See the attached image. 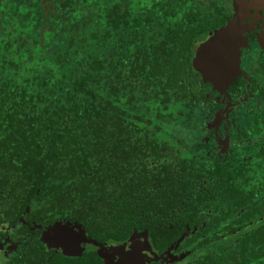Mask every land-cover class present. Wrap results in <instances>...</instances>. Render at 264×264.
Segmentation results:
<instances>
[{
	"label": "trees",
	"instance_id": "obj_1",
	"mask_svg": "<svg viewBox=\"0 0 264 264\" xmlns=\"http://www.w3.org/2000/svg\"><path fill=\"white\" fill-rule=\"evenodd\" d=\"M187 4L0 0V156L10 175L39 179L41 197L59 209L68 205L63 197L94 196L86 192L98 182L111 198L84 203L94 216L105 210L108 228L187 222L196 172L183 167L195 164L194 154L148 175L137 164L158 151L154 117L194 103L190 58L217 23ZM124 165L139 173L117 187L103 183V169L121 175Z\"/></svg>",
	"mask_w": 264,
	"mask_h": 264
},
{
	"label": "flooded vegetation",
	"instance_id": "obj_2",
	"mask_svg": "<svg viewBox=\"0 0 264 264\" xmlns=\"http://www.w3.org/2000/svg\"><path fill=\"white\" fill-rule=\"evenodd\" d=\"M185 1L195 11L210 12L217 23L195 42L190 58L194 103L154 117L160 128L158 151H147L142 167L137 164L148 175L145 169L170 167L194 154L195 164L183 167L196 172L189 186L195 197H185L195 202L184 215L187 222L163 218L152 220L151 229L108 228L105 210L94 216L84 203L101 201L99 193L111 198L98 182L86 192L94 196L63 197L68 205L59 209L41 197L39 179L11 176L9 159L0 156V264H264V0H242L238 74L220 87L204 81L192 60L198 46L234 16V0ZM183 129L193 132L194 140H182ZM123 167L129 171L116 168L121 175L101 168L103 183L108 178L117 187L139 173L135 166ZM27 188L30 193L35 188L28 205ZM56 224H72L83 234L80 243L61 247L51 241L47 233Z\"/></svg>",
	"mask_w": 264,
	"mask_h": 264
},
{
	"label": "water",
	"instance_id": "obj_3",
	"mask_svg": "<svg viewBox=\"0 0 264 264\" xmlns=\"http://www.w3.org/2000/svg\"><path fill=\"white\" fill-rule=\"evenodd\" d=\"M233 6L234 16L225 27L213 31L209 38L198 46L192 60L193 68L202 75V79L213 83L216 87L227 85L233 81L239 70L237 55L239 34L237 32V24L241 19L242 11H245V6L242 4V0H234ZM204 45H209L215 54V58L204 71H201L203 65L198 66L197 53L201 51Z\"/></svg>",
	"mask_w": 264,
	"mask_h": 264
},
{
	"label": "snow or ice",
	"instance_id": "obj_4",
	"mask_svg": "<svg viewBox=\"0 0 264 264\" xmlns=\"http://www.w3.org/2000/svg\"><path fill=\"white\" fill-rule=\"evenodd\" d=\"M209 43L211 44V42ZM214 58L215 54L210 49L209 45L202 46L201 51L197 53L198 66L203 65L201 71H204V69L212 63ZM73 229L74 226L72 224H56L55 227L48 230L47 235L51 241L59 243L61 247H74L80 243L83 234H78ZM2 246L3 245L0 244V247Z\"/></svg>",
	"mask_w": 264,
	"mask_h": 264
},
{
	"label": "rangeland",
	"instance_id": "obj_5",
	"mask_svg": "<svg viewBox=\"0 0 264 264\" xmlns=\"http://www.w3.org/2000/svg\"><path fill=\"white\" fill-rule=\"evenodd\" d=\"M179 137L182 138V140L186 141V142H190L192 140H194L195 138V134L193 132H191L190 130H185L183 129L182 131H179L178 133Z\"/></svg>",
	"mask_w": 264,
	"mask_h": 264
}]
</instances>
